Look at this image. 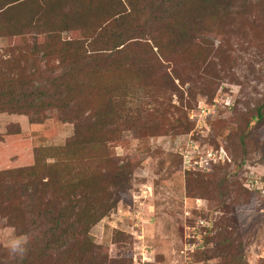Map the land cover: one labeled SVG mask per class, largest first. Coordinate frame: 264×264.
<instances>
[{
	"label": "trees",
	"instance_id": "1",
	"mask_svg": "<svg viewBox=\"0 0 264 264\" xmlns=\"http://www.w3.org/2000/svg\"><path fill=\"white\" fill-rule=\"evenodd\" d=\"M235 3L0 0V38L15 41L0 53V114L25 115L29 123L39 124L57 112L73 123V135L65 144L38 148L30 166L0 171V219L29 237L22 259L0 247V264L130 263L109 258L90 237L92 227L130 188V164L116 161L109 143L120 139L124 128L147 125L148 120L143 122L141 117L148 115L146 109L137 108L133 114L130 107L140 90L150 98L151 103H142L148 106L159 103L154 101L156 92L157 96L160 91L178 96L180 106L169 104L180 114L170 127L174 133L186 134L196 127L189 119L190 103L184 106V95L196 102L195 89L203 94L213 90L208 83L183 89L186 82L176 66L184 64L197 78L203 72L220 79L214 71L208 72L214 70L210 68L214 58L220 62L219 73L226 70L219 54L223 48L200 42L198 35L221 32ZM222 56L229 60L228 53ZM166 65L172 66L169 72ZM238 119L243 121L239 126L243 152L251 119L260 121L263 115L256 109L250 119L245 115ZM215 148L223 152V160L206 159L199 169H216L219 163L230 162L225 148ZM179 161L183 162L182 156ZM211 181L186 177L190 191L192 182L206 187ZM231 185L223 178L215 190L226 199V191L234 192ZM199 192L211 196L204 189ZM231 222L236 220L220 217L207 228L203 246L211 247L200 252L203 264H246L242 241L235 237L238 229ZM122 237L116 231L112 244Z\"/></svg>",
	"mask_w": 264,
	"mask_h": 264
},
{
	"label": "rangeland",
	"instance_id": "2",
	"mask_svg": "<svg viewBox=\"0 0 264 264\" xmlns=\"http://www.w3.org/2000/svg\"><path fill=\"white\" fill-rule=\"evenodd\" d=\"M235 2L230 8L231 18L221 32L208 30L198 35L200 42L223 48L219 54L227 63L226 70L219 73L220 62L214 58L210 67L214 70L208 72L214 71L220 79L203 72L197 78V73L184 64L176 66L186 82L183 89L208 83L213 90L203 94L195 89L196 102L184 95V106L187 101L190 103L189 114L198 105H210L217 100L206 126L195 127L186 134L174 133L170 127L173 118L180 114L169 104L180 106L178 96L169 97L163 91L157 96L156 92L154 101L161 105L153 102L148 106L142 103H151L150 98L140 90L130 107L133 114L137 108L146 109L148 115L142 113L141 117L143 122L148 120L147 125L138 123L133 129L124 128L122 137L109 143L112 157L129 163L131 170L125 198L90 231L92 241L111 259H127L129 264H203L200 252L211 247L203 246L209 236L207 228L225 217L236 220L231 225L238 229L235 237L242 241L246 264H264V0ZM14 42L0 38V53ZM224 52L229 60L222 56L227 54ZM165 67L168 72L172 68ZM256 109L262 111L263 119H251L242 152L239 126L243 121L238 116L245 115L248 120ZM183 110L186 111L184 107ZM72 135L73 123L63 120L57 112H51L39 124L29 123L25 115L1 113L0 171L30 166L38 148L61 146ZM216 146L226 149L230 162L219 163L216 169H199L198 163ZM190 158L191 166L187 163ZM188 175L194 180L210 179L212 185L200 187L192 182L190 191ZM223 178L227 184H235L230 186L234 192L226 191V199L221 196L222 191L215 190V184ZM200 189L211 196L204 197ZM116 231L123 233L124 239L113 245ZM13 236L21 235L0 219V247L7 248V241ZM144 259L149 262H143Z\"/></svg>",
	"mask_w": 264,
	"mask_h": 264
},
{
	"label": "built area",
	"instance_id": "3",
	"mask_svg": "<svg viewBox=\"0 0 264 264\" xmlns=\"http://www.w3.org/2000/svg\"><path fill=\"white\" fill-rule=\"evenodd\" d=\"M217 100L214 99L213 103L210 105H198L197 110L196 111H191L189 114V119L190 120H194L195 124H196V128H202L203 126L206 125V119L209 115H213V113L215 112V106H216ZM223 152L222 151H210L207 152L206 157L204 158V160L208 159V160H215V159H219V160H223ZM204 160H202L201 162H204ZM201 162H199V166L201 167ZM143 262H149L148 260L144 259ZM143 264H149V263H143Z\"/></svg>",
	"mask_w": 264,
	"mask_h": 264
},
{
	"label": "clouds",
	"instance_id": "4",
	"mask_svg": "<svg viewBox=\"0 0 264 264\" xmlns=\"http://www.w3.org/2000/svg\"><path fill=\"white\" fill-rule=\"evenodd\" d=\"M29 243V237L27 235L13 236L7 241V248L13 255H18L21 259L27 253L26 245Z\"/></svg>",
	"mask_w": 264,
	"mask_h": 264
}]
</instances>
